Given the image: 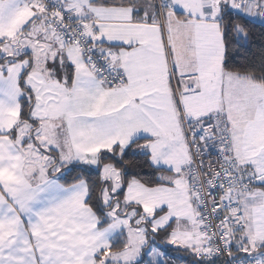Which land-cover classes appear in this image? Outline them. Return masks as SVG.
I'll return each mask as SVG.
<instances>
[{
  "label": "snow or ice",
  "instance_id": "1",
  "mask_svg": "<svg viewBox=\"0 0 264 264\" xmlns=\"http://www.w3.org/2000/svg\"><path fill=\"white\" fill-rule=\"evenodd\" d=\"M257 26L264 0H0V264H264Z\"/></svg>",
  "mask_w": 264,
  "mask_h": 264
},
{
  "label": "trees",
  "instance_id": "2",
  "mask_svg": "<svg viewBox=\"0 0 264 264\" xmlns=\"http://www.w3.org/2000/svg\"><path fill=\"white\" fill-rule=\"evenodd\" d=\"M260 28L257 26L253 29V35L250 37V43H249V50L245 53L247 55H252L259 53L261 50V46L264 45V36H261L260 34ZM242 52H244V49H241ZM168 251H171L168 249Z\"/></svg>",
  "mask_w": 264,
  "mask_h": 264
},
{
  "label": "built area",
  "instance_id": "3",
  "mask_svg": "<svg viewBox=\"0 0 264 264\" xmlns=\"http://www.w3.org/2000/svg\"><path fill=\"white\" fill-rule=\"evenodd\" d=\"M168 254L172 258L173 264H180V263L181 264H186V259L187 258L182 260L181 258H178L176 254H174L173 252H170V251H168ZM182 258H183V256H182Z\"/></svg>",
  "mask_w": 264,
  "mask_h": 264
},
{
  "label": "crops",
  "instance_id": "4",
  "mask_svg": "<svg viewBox=\"0 0 264 264\" xmlns=\"http://www.w3.org/2000/svg\"><path fill=\"white\" fill-rule=\"evenodd\" d=\"M168 249L171 250L170 252H173L174 254H176L178 258L182 259L183 253H178L174 248H171V247H169Z\"/></svg>",
  "mask_w": 264,
  "mask_h": 264
},
{
  "label": "rangeland",
  "instance_id": "5",
  "mask_svg": "<svg viewBox=\"0 0 264 264\" xmlns=\"http://www.w3.org/2000/svg\"><path fill=\"white\" fill-rule=\"evenodd\" d=\"M158 243H159V241H158ZM181 264V263H180Z\"/></svg>",
  "mask_w": 264,
  "mask_h": 264
}]
</instances>
